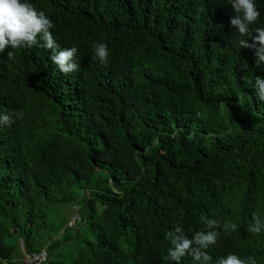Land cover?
<instances>
[{
  "label": "trees",
  "instance_id": "1",
  "mask_svg": "<svg viewBox=\"0 0 264 264\" xmlns=\"http://www.w3.org/2000/svg\"><path fill=\"white\" fill-rule=\"evenodd\" d=\"M29 2L80 67L62 73L42 41L0 52V114L24 113L0 127V264L42 249L45 264H174L167 233L206 231L202 215L238 225L216 229L213 264H264V231H248L264 219V62L239 46L264 28V0L247 37L228 0ZM74 205L82 222L69 227Z\"/></svg>",
  "mask_w": 264,
  "mask_h": 264
},
{
  "label": "clouds",
  "instance_id": "2",
  "mask_svg": "<svg viewBox=\"0 0 264 264\" xmlns=\"http://www.w3.org/2000/svg\"><path fill=\"white\" fill-rule=\"evenodd\" d=\"M234 15L230 24L238 30L240 36L250 35V26L258 22L260 10L255 0H228ZM54 25L52 20L42 10H38L29 0H0V52L5 48L23 49L31 48L42 43V47L52 50L51 60L62 73L69 74L79 70L80 65L76 62L77 48H65L61 50L56 38L52 33ZM253 43L249 44L246 39L239 41L240 48H252L255 50L256 62H264V28H256ZM93 58L106 64L109 57L108 45L98 43L93 46ZM14 58V52H8V59ZM257 93L260 101H264V79L257 77ZM23 119L24 113L13 111L8 114H0V127L11 126L15 119ZM207 230L195 232L191 238L186 236L180 227L173 232L167 233L171 247L165 257L174 264H180L185 256H191L193 264H213V257L207 249L217 243L220 233L216 229H222L230 234L237 230L238 225L230 220L221 223L217 219H208L201 216ZM252 223L248 231L259 235L264 231V219L253 214ZM215 264H257L253 257L241 258L229 253L215 260Z\"/></svg>",
  "mask_w": 264,
  "mask_h": 264
},
{
  "label": "built area",
  "instance_id": "3",
  "mask_svg": "<svg viewBox=\"0 0 264 264\" xmlns=\"http://www.w3.org/2000/svg\"><path fill=\"white\" fill-rule=\"evenodd\" d=\"M81 221V217L76 214L72 219L69 220L68 226L74 227L77 222ZM49 259V253L47 249H42L39 252H34L31 254H27L24 263L25 264H45Z\"/></svg>",
  "mask_w": 264,
  "mask_h": 264
},
{
  "label": "rangeland",
  "instance_id": "4",
  "mask_svg": "<svg viewBox=\"0 0 264 264\" xmlns=\"http://www.w3.org/2000/svg\"><path fill=\"white\" fill-rule=\"evenodd\" d=\"M64 210H65L66 215L69 216V220L72 219L76 214H78L81 217V214L79 212V206L78 205L77 206L76 205L69 206V207L65 208ZM81 222L82 221L77 222V224L78 223H81ZM80 227H81V232H82L83 237L87 236L88 235V229H89L87 223H85V222L82 223ZM69 249L71 250V248H68V246H66L64 248H58L55 251V253L53 254V259H55V260L58 259V253L59 252H62L64 254H66V256H67L68 252H71Z\"/></svg>",
  "mask_w": 264,
  "mask_h": 264
}]
</instances>
